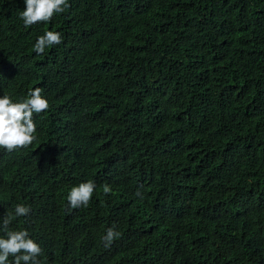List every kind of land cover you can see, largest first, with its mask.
Masks as SVG:
<instances>
[{
    "label": "trees",
    "instance_id": "obj_1",
    "mask_svg": "<svg viewBox=\"0 0 264 264\" xmlns=\"http://www.w3.org/2000/svg\"><path fill=\"white\" fill-rule=\"evenodd\" d=\"M68 4L26 28L0 0V97L49 102L32 145L0 150V220L31 208L10 228L40 264H264V0ZM46 31L63 42L37 55Z\"/></svg>",
    "mask_w": 264,
    "mask_h": 264
},
{
    "label": "clouds",
    "instance_id": "obj_2",
    "mask_svg": "<svg viewBox=\"0 0 264 264\" xmlns=\"http://www.w3.org/2000/svg\"><path fill=\"white\" fill-rule=\"evenodd\" d=\"M25 10L20 13L24 26L31 27L39 23H49L57 14H61L69 7L68 0H24ZM62 36L57 31H46L39 36L34 44L37 55L45 53L47 48L60 45ZM43 89L36 87L29 89L27 97L19 102H13L9 95L0 97V150L12 153L26 149L37 140V126L34 114H41L49 109V102L42 96ZM97 188L94 181L80 183L70 189L67 195L68 207L79 209L87 207ZM112 192L110 185H103V193ZM135 195L143 199L141 191ZM31 208L24 204H17L13 211H9L0 220V264H40L41 246L32 238L27 230H12L10 225L19 217H27ZM120 237L115 228H108L102 237L105 248H110Z\"/></svg>",
    "mask_w": 264,
    "mask_h": 264
}]
</instances>
